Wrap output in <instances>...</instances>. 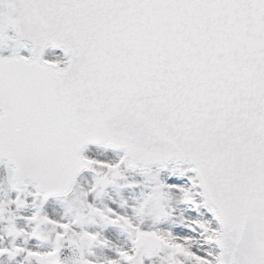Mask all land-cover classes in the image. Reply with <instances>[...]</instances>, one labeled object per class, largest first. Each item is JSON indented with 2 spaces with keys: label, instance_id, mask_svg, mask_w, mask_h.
I'll return each mask as SVG.
<instances>
[{
  "label": "snow or ice",
  "instance_id": "snow-or-ice-1",
  "mask_svg": "<svg viewBox=\"0 0 264 264\" xmlns=\"http://www.w3.org/2000/svg\"><path fill=\"white\" fill-rule=\"evenodd\" d=\"M0 264H264V0H0Z\"/></svg>",
  "mask_w": 264,
  "mask_h": 264
}]
</instances>
